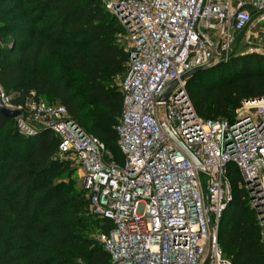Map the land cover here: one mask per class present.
Segmentation results:
<instances>
[{
	"label": "built area",
	"instance_id": "2783aa9c",
	"mask_svg": "<svg viewBox=\"0 0 264 264\" xmlns=\"http://www.w3.org/2000/svg\"><path fill=\"white\" fill-rule=\"evenodd\" d=\"M106 8L128 44L116 127L122 162L63 105L15 106L1 83L0 105L21 111L23 133L34 136L39 125L60 138L59 155L76 162L90 214L113 226L96 236L112 264H232L219 241L233 199L231 165L264 225V98L243 102L234 121L206 120L181 78L229 61L237 48L264 56V0H112Z\"/></svg>",
	"mask_w": 264,
	"mask_h": 264
},
{
	"label": "trees",
	"instance_id": "16d2710c",
	"mask_svg": "<svg viewBox=\"0 0 264 264\" xmlns=\"http://www.w3.org/2000/svg\"><path fill=\"white\" fill-rule=\"evenodd\" d=\"M103 2L0 0V83L15 106L42 99L65 106L122 162L123 98L113 82L126 74L128 54L117 43L122 26ZM186 87L201 118L234 121L243 102L264 98V56L215 63ZM59 152L52 130L26 137L17 119L0 113V264H112L92 236L113 226L90 214L83 187L55 182L74 171ZM229 178L233 199L220 244L232 264H264V228L234 165Z\"/></svg>",
	"mask_w": 264,
	"mask_h": 264
},
{
	"label": "rangeland",
	"instance_id": "374dc122",
	"mask_svg": "<svg viewBox=\"0 0 264 264\" xmlns=\"http://www.w3.org/2000/svg\"><path fill=\"white\" fill-rule=\"evenodd\" d=\"M104 2V4H105V6H106V3L108 2V1H112V0H103ZM11 5V4H10ZM122 30H123V28H122ZM125 36H126V33H125V31L123 30V33L121 34V35H119L118 36V39H117V43L120 45V46H122L124 49H127V47H128V44H127V42H126V38H125ZM240 45L243 47V45L240 43ZM242 53V50L241 49H239V48H237L236 50H235V55L233 56V57H238V56H240V55H244V54H241ZM232 57V58H233ZM47 68H50L49 66H46ZM121 78L122 77H120V76H118V77H116V79L114 80V82H113V85L115 86V87H117L119 90H120V83H121ZM43 101H45V102H48V100H46V99H42ZM54 103H58V102H54ZM242 107H243V105H242ZM242 107L238 110V114L239 113H242L243 111H242ZM89 112V109H87L86 110V113H88ZM35 126V128L37 129V130H40L41 129V127L39 126V125H34ZM18 129H19V131H20V134H22V135H24V136H26V137H29L30 135H27V134H25V133H23L22 131H21V129H20V127L18 126ZM86 132H88L86 129H84ZM89 133V132H88ZM59 159L60 160H62V161H65L66 163H68L69 165H70V167H71V169H74V171H73V173L71 174V175H68V176H65L64 175V177H63V175H60V176H58V178L55 180V182H57V183H64V185H66L67 187H70L71 186V184L73 183V182H76V184L79 186V187H83V178H82V176H81V173H80V171H79V169H78V167H77V165H76V162L73 160V157L72 156H63V157H60L59 156ZM203 176H205V175H203ZM243 187H245V185H244V183H243ZM246 189V188H245ZM256 218H257V220L259 221V223L261 224V221L259 220V218H258V216L256 215ZM261 227L262 228H264V225H262L261 224ZM98 235V233H96L95 235H93L92 237L95 239V240H97L96 239V236ZM83 263L85 264V261H83Z\"/></svg>",
	"mask_w": 264,
	"mask_h": 264
},
{
	"label": "water",
	"instance_id": "95a60500",
	"mask_svg": "<svg viewBox=\"0 0 264 264\" xmlns=\"http://www.w3.org/2000/svg\"><path fill=\"white\" fill-rule=\"evenodd\" d=\"M213 65V63H210L208 65L196 68L192 71H190L189 73H187L186 75H184L181 78V82H187L191 77H193L194 75H196L197 73H199L202 70L208 69ZM179 81H175L173 82L171 85H169L165 91L161 94L159 100L160 101H166L168 99V97L170 96V94L172 93V91L179 86ZM0 113L9 119H17L18 117H20L22 115L21 111L17 110V109H12V108H7L3 105H0ZM166 131H168L166 129ZM177 143L179 144V146L188 154V156L193 160V162L198 165L199 161L186 149V147L177 141ZM208 264V262L206 263Z\"/></svg>",
	"mask_w": 264,
	"mask_h": 264
}]
</instances>
